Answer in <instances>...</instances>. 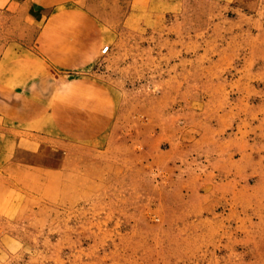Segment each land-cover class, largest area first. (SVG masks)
Wrapping results in <instances>:
<instances>
[{"label": "rangeland", "instance_id": "374dc122", "mask_svg": "<svg viewBox=\"0 0 264 264\" xmlns=\"http://www.w3.org/2000/svg\"><path fill=\"white\" fill-rule=\"evenodd\" d=\"M136 6L94 73L140 169L0 191V264H264V0Z\"/></svg>", "mask_w": 264, "mask_h": 264}, {"label": "crops", "instance_id": "0c3cea01", "mask_svg": "<svg viewBox=\"0 0 264 264\" xmlns=\"http://www.w3.org/2000/svg\"><path fill=\"white\" fill-rule=\"evenodd\" d=\"M144 1L169 3L173 11L190 4L0 0L1 193L37 187L45 195L57 175L52 185L64 188L61 199L76 201L78 191L95 180L92 171L108 166L135 175L140 169V153L129 140L140 139V126L124 122L119 88L94 72ZM11 203L0 197V214Z\"/></svg>", "mask_w": 264, "mask_h": 264}, {"label": "built area", "instance_id": "2783aa9c", "mask_svg": "<svg viewBox=\"0 0 264 264\" xmlns=\"http://www.w3.org/2000/svg\"><path fill=\"white\" fill-rule=\"evenodd\" d=\"M109 45H106L104 48H103V52H107L109 50Z\"/></svg>", "mask_w": 264, "mask_h": 264}]
</instances>
